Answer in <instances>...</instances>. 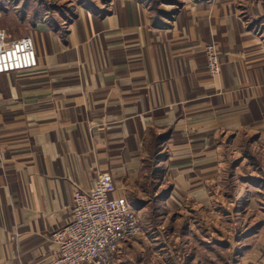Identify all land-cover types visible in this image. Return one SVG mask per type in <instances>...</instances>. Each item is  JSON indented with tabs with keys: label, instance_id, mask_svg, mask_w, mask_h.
Wrapping results in <instances>:
<instances>
[{
	"label": "crops",
	"instance_id": "1",
	"mask_svg": "<svg viewBox=\"0 0 264 264\" xmlns=\"http://www.w3.org/2000/svg\"><path fill=\"white\" fill-rule=\"evenodd\" d=\"M84 1L63 21L32 0L5 16L38 67L0 75V264H52L74 192L100 172L132 207L198 205L228 135L264 149V0ZM257 235L243 264H264Z\"/></svg>",
	"mask_w": 264,
	"mask_h": 264
},
{
	"label": "rangeland",
	"instance_id": "2",
	"mask_svg": "<svg viewBox=\"0 0 264 264\" xmlns=\"http://www.w3.org/2000/svg\"><path fill=\"white\" fill-rule=\"evenodd\" d=\"M5 1L0 33L14 38L21 27L5 23L9 19L5 16L13 13L20 18L19 4L30 0ZM32 2L43 4L47 21L51 12L63 21V12L73 15L77 5L85 3ZM219 155V167L205 176L214 180L207 183L198 205L195 199L164 203L163 193L157 200L152 198L151 206L134 207L142 232L123 246L114 264H243L258 240L259 226H264V149L258 135L239 139L228 135Z\"/></svg>",
	"mask_w": 264,
	"mask_h": 264
},
{
	"label": "built area",
	"instance_id": "3",
	"mask_svg": "<svg viewBox=\"0 0 264 264\" xmlns=\"http://www.w3.org/2000/svg\"><path fill=\"white\" fill-rule=\"evenodd\" d=\"M211 78L221 75V55L215 44L205 47ZM38 67L35 44L29 37L13 40L0 33V75L26 73ZM111 174L96 175L94 188L76 191L69 222L52 235L56 256L52 264H114L122 248L142 232L138 211L114 197Z\"/></svg>",
	"mask_w": 264,
	"mask_h": 264
},
{
	"label": "trees",
	"instance_id": "4",
	"mask_svg": "<svg viewBox=\"0 0 264 264\" xmlns=\"http://www.w3.org/2000/svg\"><path fill=\"white\" fill-rule=\"evenodd\" d=\"M4 1H5V0H2L1 3L4 4ZM3 4L1 5L2 9H3ZM24 8H25V7H24ZM260 20H261V19H260ZM260 20H257V21H255V22H253V23H252V27H254V26H256V25L258 26V25L260 24V22H261Z\"/></svg>",
	"mask_w": 264,
	"mask_h": 264
}]
</instances>
